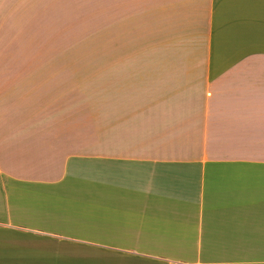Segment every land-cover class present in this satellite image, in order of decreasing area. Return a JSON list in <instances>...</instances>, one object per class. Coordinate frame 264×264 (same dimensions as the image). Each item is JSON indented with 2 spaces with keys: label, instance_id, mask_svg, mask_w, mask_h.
<instances>
[{
  "label": "crops",
  "instance_id": "1",
  "mask_svg": "<svg viewBox=\"0 0 264 264\" xmlns=\"http://www.w3.org/2000/svg\"><path fill=\"white\" fill-rule=\"evenodd\" d=\"M0 264H264V0H0Z\"/></svg>",
  "mask_w": 264,
  "mask_h": 264
},
{
  "label": "rangeland",
  "instance_id": "2",
  "mask_svg": "<svg viewBox=\"0 0 264 264\" xmlns=\"http://www.w3.org/2000/svg\"><path fill=\"white\" fill-rule=\"evenodd\" d=\"M106 29V30H104ZM103 31L108 32V26L103 27ZM108 36V34H107ZM102 37H105L104 33ZM73 47L96 49L100 50L103 55L85 56V57H70L69 63H77L84 65H110L112 57L109 56L108 50L110 48L109 40H94V41H79L71 42ZM119 50H130L131 52H161V25H151L150 31L143 39L118 41ZM117 58L115 57L114 60Z\"/></svg>",
  "mask_w": 264,
  "mask_h": 264
}]
</instances>
